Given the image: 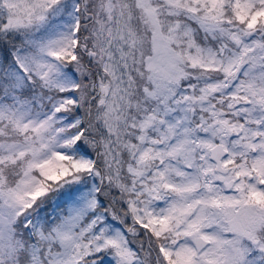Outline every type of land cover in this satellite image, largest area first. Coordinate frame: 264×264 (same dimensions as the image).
Returning a JSON list of instances; mask_svg holds the SVG:
<instances>
[{
    "label": "snow or ice",
    "instance_id": "1",
    "mask_svg": "<svg viewBox=\"0 0 264 264\" xmlns=\"http://www.w3.org/2000/svg\"><path fill=\"white\" fill-rule=\"evenodd\" d=\"M0 264H264V0H0Z\"/></svg>",
    "mask_w": 264,
    "mask_h": 264
}]
</instances>
